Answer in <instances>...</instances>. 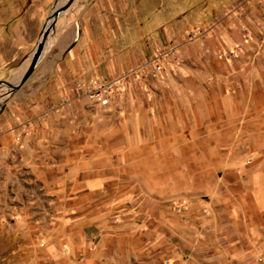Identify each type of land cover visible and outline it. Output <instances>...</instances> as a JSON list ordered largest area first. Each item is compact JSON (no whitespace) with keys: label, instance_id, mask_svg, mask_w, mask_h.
I'll use <instances>...</instances> for the list:
<instances>
[{"label":"crops","instance_id":"1","mask_svg":"<svg viewBox=\"0 0 264 264\" xmlns=\"http://www.w3.org/2000/svg\"><path fill=\"white\" fill-rule=\"evenodd\" d=\"M68 1L0 0V159L5 156L2 146L7 141L18 146L21 142L35 143L39 148L37 151L29 150V145L23 150L14 148L9 152L15 158L41 156L44 144L52 138L50 127L70 122L69 117L60 115L61 111H73L81 117L88 100L77 85L129 74L137 66L132 67L129 62L139 60L143 54L138 49L131 57L129 35L122 27L125 24L114 17L116 11L122 13L115 0H74L54 19V11ZM237 1L221 7L217 20L201 36L176 38L183 63L166 85L157 81V99L144 101L146 92L132 82L121 98L117 97L104 110L105 114L121 111L126 118L133 111L157 109V129L161 127L163 135L188 133L197 137L187 140L215 141L211 128L225 127L226 118L240 117L234 110L245 111L250 127L248 152L259 163L264 157L262 148L256 144L264 140V130L258 128L264 121V49L257 50L259 42L264 47V9L258 0H243L244 4ZM245 27L252 33V41L244 42ZM46 31L49 34L43 50L24 81ZM237 46H240L237 58L218 57L220 51H235ZM118 47L121 51L115 52ZM175 127L179 130H173ZM104 154L111 156L104 152L98 157ZM12 164L13 168L26 166L30 170L35 165L34 161ZM7 166L11 171L12 166ZM112 169V165L102 166L97 159L92 168L69 172L64 181L53 184V188L50 185L54 192L47 199L40 221L46 225L42 230L44 236L55 244L41 250L36 257L38 264H107L102 261L103 247L82 245L89 233L104 228L97 224L101 218L95 193L108 184ZM219 170H223L224 179L237 182L240 188L246 184L252 190L262 187L256 181L258 169L253 167L249 174L255 176L248 183L243 182L242 174L246 165L229 169L219 165ZM244 218L241 214L233 216V230L225 228L222 234L220 258L209 261L205 257L206 264H264V221L248 223ZM172 231L175 232L167 245L166 261L181 264L180 255L194 252L195 245L192 241H187V246L181 239L174 240L178 231ZM157 264H162L160 254Z\"/></svg>","mask_w":264,"mask_h":264},{"label":"rangeland","instance_id":"2","mask_svg":"<svg viewBox=\"0 0 264 264\" xmlns=\"http://www.w3.org/2000/svg\"><path fill=\"white\" fill-rule=\"evenodd\" d=\"M234 1L237 0H115L122 13L116 11L114 17L125 24L121 26L129 35L131 57L138 49L143 51L139 60L129 63L132 67L137 65L134 70L144 66V72L139 77L130 72L126 90L133 82L146 92L144 101L157 99V81L166 85L179 68L172 70V63L166 60L164 72L154 77L151 62L155 56L170 49L180 53L175 45L177 37L201 36L217 20L221 7L234 5ZM241 3L244 4L243 0ZM258 3L264 9V0ZM247 33H250L248 38ZM243 34L244 42L252 41L248 27L243 28ZM259 44L257 51H262V42ZM239 48L232 50L234 56H221L220 51L218 57L237 58ZM115 49L121 51L120 47ZM180 56L183 63L181 53ZM84 105L81 117L73 111L56 112L58 117H69L70 122L50 127L52 138L44 144L41 156L15 158L9 151L23 150L28 145L29 150L37 151V144L21 142L18 146L11 141L3 142L0 264H38L36 257L41 250L55 244L44 236L46 225L40 221L47 199L54 192L50 185L53 188V184L64 181L69 172L92 168L97 159L102 166L113 168L108 184L95 193L101 218L97 224L104 228L89 233L82 246L103 247L102 261L107 264L126 261L157 264L159 254L162 264H168L167 245L172 242L174 229L178 231L174 240L181 239L187 246V241H192L196 246L194 252L180 255L181 264L186 260L191 264H206L205 257L217 261L224 240L222 234L225 228L233 230L234 215L241 214L248 223L264 221V157L255 163L258 158L248 152L250 127L245 111L234 110V114L241 116L226 118L225 127L211 128L215 141H193L187 138H195L196 134L163 135L161 127L157 129V109L144 113L133 111L125 118L121 111L105 114L107 107L89 101ZM261 127L264 130V121L258 126ZM256 144L264 153V140ZM104 152L111 156L104 154L99 158ZM24 161H34V169L13 168V162L17 165ZM6 165L12 166L11 171ZM219 165L226 169L246 165L247 170L242 173L244 183L254 175L249 174L250 169H258L256 181L262 184L261 189H248V184L245 188L238 187L237 182L224 179Z\"/></svg>","mask_w":264,"mask_h":264},{"label":"built area","instance_id":"3","mask_svg":"<svg viewBox=\"0 0 264 264\" xmlns=\"http://www.w3.org/2000/svg\"><path fill=\"white\" fill-rule=\"evenodd\" d=\"M250 33H247V38ZM221 56H234V52H220ZM166 60L172 63V70H177L182 63L180 53L175 49H170L167 52L161 53L152 60V72L153 76L156 77L160 75L165 70ZM144 66L137 70L132 71L133 74H137L139 77L141 72H144ZM129 74L123 75L122 77L116 79H103L98 78L92 80L88 84L80 83L77 85V88L84 92V96L92 104L99 107H108L116 95L122 94L125 92L127 83L129 81Z\"/></svg>","mask_w":264,"mask_h":264},{"label":"water","instance_id":"4","mask_svg":"<svg viewBox=\"0 0 264 264\" xmlns=\"http://www.w3.org/2000/svg\"><path fill=\"white\" fill-rule=\"evenodd\" d=\"M74 0H69L68 3L66 5H64L63 7L57 9L56 11H54L52 17L55 19L62 11L66 10L73 2ZM49 32L46 31L43 35V41L42 43L39 45L38 47V50H37V54L35 55L34 59H33V62H32V65L30 67V69L28 70V72L26 73L25 77H24V81L29 77V75L32 73L38 59H39V56L43 50V46H44V43L47 39V36H48Z\"/></svg>","mask_w":264,"mask_h":264}]
</instances>
